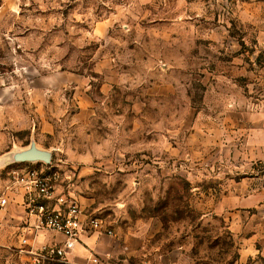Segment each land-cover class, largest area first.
Segmentation results:
<instances>
[{
	"label": "rangeland",
	"instance_id": "rangeland-1",
	"mask_svg": "<svg viewBox=\"0 0 264 264\" xmlns=\"http://www.w3.org/2000/svg\"><path fill=\"white\" fill-rule=\"evenodd\" d=\"M42 166L113 230L71 262L264 264V0H0V264H65L26 251Z\"/></svg>",
	"mask_w": 264,
	"mask_h": 264
},
{
	"label": "built area",
	"instance_id": "built-area-1",
	"mask_svg": "<svg viewBox=\"0 0 264 264\" xmlns=\"http://www.w3.org/2000/svg\"><path fill=\"white\" fill-rule=\"evenodd\" d=\"M43 163V162H42ZM44 165H48L44 163ZM14 185L23 193V202L27 210L36 218L39 227L53 230L65 236L64 244L43 245L38 248L26 250L35 262L49 259H57L65 264H81L68 260L65 246L70 240L81 235L86 228L113 234V230L106 225L101 218L87 216L77 203L50 205L49 201L54 195V176L47 172L44 167H33L25 172L17 173ZM9 204L8 196H0V210ZM22 243L27 244L25 237ZM92 264L101 263V259L93 257Z\"/></svg>",
	"mask_w": 264,
	"mask_h": 264
},
{
	"label": "crops",
	"instance_id": "crops-1",
	"mask_svg": "<svg viewBox=\"0 0 264 264\" xmlns=\"http://www.w3.org/2000/svg\"><path fill=\"white\" fill-rule=\"evenodd\" d=\"M23 210L25 212V229L29 233L28 239L30 243L36 247H41L43 245H52L54 243L64 242L65 236L63 234L53 231L56 235L53 236L51 232L52 230L39 227L36 218L27 210L26 205L23 207ZM79 237H81V235ZM66 247L68 255L73 256L74 253L82 255L81 248L76 244V242H74V240H70Z\"/></svg>",
	"mask_w": 264,
	"mask_h": 264
},
{
	"label": "water",
	"instance_id": "water-1",
	"mask_svg": "<svg viewBox=\"0 0 264 264\" xmlns=\"http://www.w3.org/2000/svg\"><path fill=\"white\" fill-rule=\"evenodd\" d=\"M11 157L14 162H43L49 164L52 152L48 149L40 148L32 141L28 147L12 153Z\"/></svg>",
	"mask_w": 264,
	"mask_h": 264
}]
</instances>
